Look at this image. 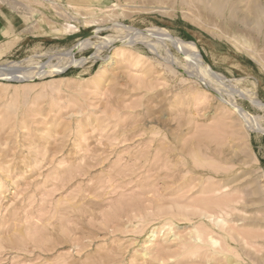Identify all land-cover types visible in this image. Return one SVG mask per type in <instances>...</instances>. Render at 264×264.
Wrapping results in <instances>:
<instances>
[{"label": "rangeland", "instance_id": "obj_1", "mask_svg": "<svg viewBox=\"0 0 264 264\" xmlns=\"http://www.w3.org/2000/svg\"><path fill=\"white\" fill-rule=\"evenodd\" d=\"M237 195L264 264V0H0V264H205Z\"/></svg>", "mask_w": 264, "mask_h": 264}, {"label": "bare ground", "instance_id": "obj_2", "mask_svg": "<svg viewBox=\"0 0 264 264\" xmlns=\"http://www.w3.org/2000/svg\"><path fill=\"white\" fill-rule=\"evenodd\" d=\"M215 5H219L218 2H215ZM215 8H217V6H215ZM182 47L187 48L190 53L196 54L197 49L194 45L185 43L184 46ZM105 64H108V61ZM229 105L230 106L233 105L231 106V109L235 112V114H237V117L242 121V124L244 126H247L249 124V126L252 127V125H250L252 123L254 124L253 119L251 118L252 115L251 116L247 115L240 107L234 105L233 103L231 104L229 103ZM257 123L254 125H257ZM257 130L261 131V128L258 127ZM225 187L227 188V186ZM239 191L237 190V192ZM241 193L244 194L243 197H246V198L248 197L247 198L248 201L246 200L245 203L255 204L256 200L253 196L257 195L259 193V190L255 188V189L249 190L248 192L242 191ZM243 197H241V195L239 197L238 195L234 196L233 198H230V199L226 197L228 200L225 199L226 200L225 201L222 199L223 201L219 203H218L219 200L211 199V201H215V202H212V205H211V202L207 203L209 200L202 201V203L205 202L204 203L205 206L202 205L203 208L200 207L198 209L200 211V216L198 217L201 218V223H200L201 226L200 228L196 227L197 225L192 226V229L190 231L191 232L190 237L188 236L189 237L188 239H190V241L192 242L190 243V246L193 245L192 250L190 251V253L193 252L191 256H195L198 251L202 250L205 256L204 257L205 264H211V262H214V261H219V262L224 261V264H239V262L234 260L229 253L233 252V256L235 255L236 258H239L241 255L235 249V247L231 246L229 241L236 242V243L242 242L244 243V245L250 246V249H251L253 246L252 243L254 244L253 240L258 238L257 237L258 235H255L256 231L254 233V229L256 225L253 222L246 224L247 226H250L252 230L251 231L252 233L248 231L251 234L249 236L244 233L245 231L242 232L243 231L242 229L244 227L243 223H239L238 217L233 216L234 211H238V208H236V204L237 205L240 204V200ZM219 199H221V197ZM233 222H235L236 225H232L234 224ZM153 236L154 234L152 233L150 236H148V239H150ZM227 254H229L230 256ZM249 258L251 259V261L253 260V257L251 255H249Z\"/></svg>", "mask_w": 264, "mask_h": 264}]
</instances>
